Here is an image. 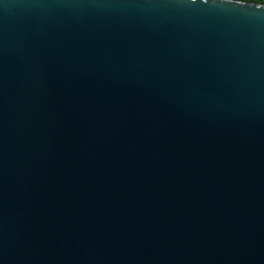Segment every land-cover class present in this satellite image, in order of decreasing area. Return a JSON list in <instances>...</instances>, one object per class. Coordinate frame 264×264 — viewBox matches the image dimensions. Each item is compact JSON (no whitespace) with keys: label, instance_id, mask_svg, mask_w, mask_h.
<instances>
[{"label":"water","instance_id":"water-1","mask_svg":"<svg viewBox=\"0 0 264 264\" xmlns=\"http://www.w3.org/2000/svg\"><path fill=\"white\" fill-rule=\"evenodd\" d=\"M0 264H264V7L0 0Z\"/></svg>","mask_w":264,"mask_h":264},{"label":"snow or ice","instance_id":"snow-or-ice-1","mask_svg":"<svg viewBox=\"0 0 264 264\" xmlns=\"http://www.w3.org/2000/svg\"><path fill=\"white\" fill-rule=\"evenodd\" d=\"M193 2H195V0H193ZM204 2L206 3L207 0H204ZM243 2L245 4H247V3L258 4L261 7H264V0H243Z\"/></svg>","mask_w":264,"mask_h":264}]
</instances>
